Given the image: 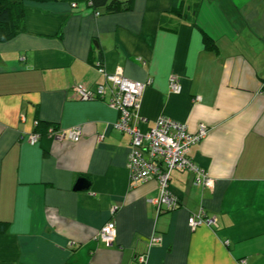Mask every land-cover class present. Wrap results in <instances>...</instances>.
Wrapping results in <instances>:
<instances>
[{"label": "crops", "instance_id": "1", "mask_svg": "<svg viewBox=\"0 0 264 264\" xmlns=\"http://www.w3.org/2000/svg\"><path fill=\"white\" fill-rule=\"evenodd\" d=\"M98 12L87 0L26 1L25 30L0 41V221L9 223L0 264H141V255L145 264H264V0H136L129 12ZM100 60L108 73L152 78L143 131L160 116L192 132L207 125L189 158L216 179L214 189L175 170L181 206L159 213L158 182L131 183L119 111L72 93L106 81ZM171 75L180 93L170 91ZM46 124L79 125L82 138L57 139ZM81 177L88 189H75ZM201 210L216 227L190 226ZM111 219L117 238L108 245L97 235ZM155 234L162 240L152 244Z\"/></svg>", "mask_w": 264, "mask_h": 264}, {"label": "built area", "instance_id": "2", "mask_svg": "<svg viewBox=\"0 0 264 264\" xmlns=\"http://www.w3.org/2000/svg\"><path fill=\"white\" fill-rule=\"evenodd\" d=\"M97 14H99L98 11ZM143 63L146 64V61ZM95 65L101 73L105 74L106 81L96 87L77 83L72 87V93L81 101L106 99L113 108L119 111L115 127L127 132L131 137V151L128 160L131 183L135 186L151 180L158 182L159 194L151 199L157 211L159 213L163 210L174 211L181 206L180 198L172 191L170 184L172 173L175 170H192L195 173L194 184L214 189L216 179L189 158L191 147L208 135L207 125L203 124L196 132H192L185 122L160 116L154 126L143 131L139 126L141 100L144 90L152 84V78L143 82L134 81L124 74L122 67L114 73H108L101 60L96 61ZM169 87L173 93H180L183 89L179 78L175 75H171ZM201 99L200 95L195 97V101ZM36 124L39 122L36 121ZM45 133L60 140L73 142L80 141L83 134L79 125L67 131L51 125ZM41 136V133H33L29 139L30 143H37ZM189 224L192 228L202 225L216 227L217 219L215 216L208 215L205 210H201L198 214L190 215ZM97 237L108 245L113 244L117 238L115 219L108 221L100 229ZM161 240L162 236L159 234L151 237L152 244ZM138 260L141 264H145L146 255L139 256Z\"/></svg>", "mask_w": 264, "mask_h": 264}, {"label": "trees", "instance_id": "3", "mask_svg": "<svg viewBox=\"0 0 264 264\" xmlns=\"http://www.w3.org/2000/svg\"><path fill=\"white\" fill-rule=\"evenodd\" d=\"M26 1L30 0H0V41L9 40L25 30ZM184 1L185 0H174V5L177 6ZM135 2L136 0H87L90 7L94 8L96 11L104 9L107 13L132 11ZM191 18H194V15L191 16ZM205 44L207 48L217 49L214 40L208 35L205 36ZM49 126L51 125L46 124L42 126V129L45 130L44 132L47 131ZM8 226V222L0 221V232H5Z\"/></svg>", "mask_w": 264, "mask_h": 264}, {"label": "water", "instance_id": "4", "mask_svg": "<svg viewBox=\"0 0 264 264\" xmlns=\"http://www.w3.org/2000/svg\"><path fill=\"white\" fill-rule=\"evenodd\" d=\"M89 184H90L89 180H87L84 177H81L78 180V182H77V184L75 186V189H77V190H85V189H88L89 188Z\"/></svg>", "mask_w": 264, "mask_h": 264}]
</instances>
